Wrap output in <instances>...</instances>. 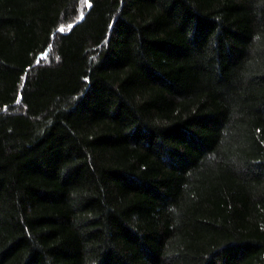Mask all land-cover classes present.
<instances>
[{
    "label": "trees",
    "instance_id": "trees-1",
    "mask_svg": "<svg viewBox=\"0 0 264 264\" xmlns=\"http://www.w3.org/2000/svg\"><path fill=\"white\" fill-rule=\"evenodd\" d=\"M0 264H264V0H0Z\"/></svg>",
    "mask_w": 264,
    "mask_h": 264
},
{
    "label": "snow or ice",
    "instance_id": "snow-or-ice-1",
    "mask_svg": "<svg viewBox=\"0 0 264 264\" xmlns=\"http://www.w3.org/2000/svg\"><path fill=\"white\" fill-rule=\"evenodd\" d=\"M60 30H61V31H63L64 29H63V28H61ZM18 102H19V101H18Z\"/></svg>",
    "mask_w": 264,
    "mask_h": 264
},
{
    "label": "water",
    "instance_id": "water-1",
    "mask_svg": "<svg viewBox=\"0 0 264 264\" xmlns=\"http://www.w3.org/2000/svg\"><path fill=\"white\" fill-rule=\"evenodd\" d=\"M82 19V18H81Z\"/></svg>",
    "mask_w": 264,
    "mask_h": 264
}]
</instances>
